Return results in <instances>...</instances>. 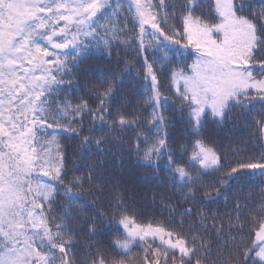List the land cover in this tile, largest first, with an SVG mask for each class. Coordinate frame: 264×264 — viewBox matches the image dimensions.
Wrapping results in <instances>:
<instances>
[{
    "label": "snow or ice",
    "instance_id": "snow-or-ice-1",
    "mask_svg": "<svg viewBox=\"0 0 264 264\" xmlns=\"http://www.w3.org/2000/svg\"><path fill=\"white\" fill-rule=\"evenodd\" d=\"M113 8L110 0H0V264H264V153L229 161L206 134L237 109L264 112V0H129L117 20ZM122 45L134 56L113 64ZM93 51L108 63L82 75ZM133 72L147 89L142 110H130L125 92ZM73 88L86 91L69 96ZM258 123L264 132V116ZM129 131L142 166L155 174L165 161L166 178L195 208L245 177H259V199L234 203L227 233L223 224L203 227L207 220L185 232L193 208L154 226L137 222L122 198L100 206L104 182L92 166L71 171L62 141L103 153L110 136ZM221 240L228 255L213 259Z\"/></svg>",
    "mask_w": 264,
    "mask_h": 264
},
{
    "label": "trees",
    "instance_id": "trees-1",
    "mask_svg": "<svg viewBox=\"0 0 264 264\" xmlns=\"http://www.w3.org/2000/svg\"><path fill=\"white\" fill-rule=\"evenodd\" d=\"M110 2L113 3L114 8L109 9L108 16L112 20H117L118 16L122 18L129 0H110ZM170 2H175V0H170ZM209 2L210 0H203L205 6ZM253 2L259 5L261 0H253ZM121 3L123 4V9L115 7V5ZM169 23H172V21H169ZM105 26L110 25L106 24ZM116 27L118 28L119 25L117 24ZM129 29H131V25H129ZM124 39L127 38L121 37V40ZM149 39L150 37L147 36L145 41L147 42ZM158 55H163V52ZM168 55L169 59L174 58L172 53ZM117 56L119 59L124 60L127 57H133L134 54L128 50L127 45H122L113 50V64ZM178 59L184 60L185 58L180 57ZM185 62L190 64L192 61L186 60ZM107 63L108 60L106 57L101 56L99 51H93L82 65V75L89 67L103 66ZM123 66L122 64L121 67ZM136 66L133 64L134 68ZM134 77L135 72L126 77L125 92L130 104V110H142L144 105L140 104L138 99L140 93L147 91V89L143 81L134 79ZM84 91L86 90L78 92L73 88L68 92V95L71 96L75 93L78 98L84 95ZM262 116H264V112H261L259 105L247 114H241L240 110L237 109L223 125H209L206 129V134L211 140L216 142L217 146L229 161L249 158V154L258 158L261 153H264V132L260 131L261 126L258 123ZM88 126L89 122L86 119L85 127ZM181 130L182 125L178 124L174 135H178ZM109 139L111 143L105 144L103 153L97 152L94 147L89 151L81 152L78 150V140H63L64 150L69 157L70 170L77 175H86L89 166L94 167L96 170V179L104 182L103 199L101 200L100 206L107 207L109 201L115 205L119 200H114V197L122 198L123 206L129 209L133 218L141 224L155 222V226L156 224H162L169 220L179 221L181 219L180 214L186 208H193L194 218L184 217L187 221L183 229L185 232L188 231L189 227H195L199 221L207 220V224L202 225L203 227H208L211 231L213 223L216 228H219L223 224L225 233H227L231 227L228 218L229 216L236 215L233 211L234 203L240 202L243 204L249 194H254L256 199H259V177H245L243 180L234 181L226 195L219 196L211 201H205L200 208H195L192 203L184 201L182 193L166 178L165 161H161L160 171L155 174L151 169L142 166L139 158L130 149L129 142L134 140L131 131L123 134H115L110 136ZM73 164L80 169L79 172H76V169L72 168ZM214 175L221 176L222 173H216ZM69 178L71 179V177ZM212 179V176L203 177L205 184L210 183ZM213 195L215 196L214 192ZM237 197L239 198L238 201ZM252 202L251 200L248 201L249 204ZM114 210L115 207L110 209V211ZM243 211L246 213L248 209L244 208ZM173 212L175 215H172ZM213 217H217V219L213 221ZM75 227L79 233L83 227V222L75 225ZM156 243L158 244L159 241L157 240ZM78 249L82 253L86 251L87 245H78ZM218 252L225 258L228 255L222 240L219 247L214 246L212 253L213 259L216 258ZM133 255H142V249L134 248ZM81 258L83 259V256Z\"/></svg>",
    "mask_w": 264,
    "mask_h": 264
},
{
    "label": "rangeland",
    "instance_id": "rangeland-1",
    "mask_svg": "<svg viewBox=\"0 0 264 264\" xmlns=\"http://www.w3.org/2000/svg\"><path fill=\"white\" fill-rule=\"evenodd\" d=\"M147 35L145 36V39H146Z\"/></svg>",
    "mask_w": 264,
    "mask_h": 264
}]
</instances>
